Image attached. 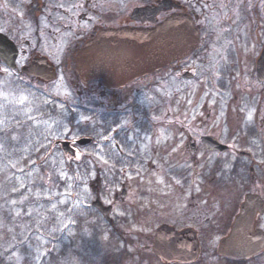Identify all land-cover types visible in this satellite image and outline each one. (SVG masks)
<instances>
[{"label":"rangeland","instance_id":"374dc122","mask_svg":"<svg viewBox=\"0 0 264 264\" xmlns=\"http://www.w3.org/2000/svg\"><path fill=\"white\" fill-rule=\"evenodd\" d=\"M200 1L201 46L132 87L137 93L149 85L148 92L101 99L76 80H21L0 68V262L109 264L120 242L130 253L121 264H163L151 248L156 229L168 225L199 233L201 257L194 264H239L217 250L227 218L245 196L264 198V83L256 77L264 0ZM10 7L0 0V33L25 48L36 31ZM40 33V55L58 64L63 46L49 43L47 27ZM185 73L194 79L184 80ZM119 117L103 134L102 126ZM89 129L97 134L87 151L93 172L71 177L53 145ZM203 137L225 150L207 149ZM237 162L252 169L247 187L219 186L211 177L218 166L230 172Z\"/></svg>","mask_w":264,"mask_h":264},{"label":"flooded vegetation","instance_id":"af4514ba","mask_svg":"<svg viewBox=\"0 0 264 264\" xmlns=\"http://www.w3.org/2000/svg\"><path fill=\"white\" fill-rule=\"evenodd\" d=\"M10 2V9L17 10L25 14L29 25L35 29L36 36L31 37L30 40H25V48H21L19 43L12 39L10 34L1 33L10 42L14 44L17 50V60L15 70H9L1 61L0 68L9 70L13 75H17L19 79L32 78L40 79L28 74L26 69L30 68L34 63L46 61V64L52 68V71L57 78L65 77L67 80H76L81 83L87 92L94 94L101 99L121 97H133L142 92H148L151 86H146L145 89L139 90L135 93L132 88L137 82L148 80L155 74L141 76L135 80H128L127 77H123V81L116 84H108L104 82V79L108 76L106 69H101V72L93 76L90 70H87V74H79L76 69V62L78 54L84 50L88 45L93 43L99 38H105V35H113L121 32L145 34L156 31L159 27L168 23L169 20L178 17L186 16L193 24L194 28L200 35V46L202 44V22L203 16L201 10L204 9L200 0H7ZM46 21L47 26L42 23ZM48 28V40L53 46H63V55L61 61L55 64L49 56L45 57L40 55L39 49L41 46L40 32L41 29ZM37 45L33 46L36 43ZM199 46V47H200ZM28 48V51L26 49ZM186 60V59H185ZM184 61V60H183ZM183 61L175 63L173 66L180 65ZM23 63V65H20ZM20 67V69H19ZM170 68V67H169ZM167 69V68H166ZM40 75H44L43 72L36 70ZM163 71V70H161ZM42 80V79H40ZM117 125L121 119H117ZM116 125V126H117ZM90 138L88 136H82L77 139L68 141H75L81 138ZM94 142L84 148H79L81 151L76 158H65L67 167L66 172L69 176L75 177L81 175L83 177L91 174L88 169L89 158L88 150L93 149ZM190 145V152L192 155L196 153L197 147L192 152ZM196 146V145H195ZM75 148H77L75 146ZM59 149L61 152L60 148ZM215 152H222L220 150H212ZM62 154V153H61ZM63 155V154H62ZM64 157V156H63ZM89 161V160H88ZM252 175V169L250 170ZM213 173L211 172V177ZM247 187V186H246ZM250 194H247L241 205L234 211L232 215L227 218V226L229 227L228 234L224 238L231 236L233 227L237 217L240 216L242 208L246 205L245 199ZM126 196V193H125ZM122 193V198H125ZM258 196L262 201L257 205H252V213L254 214V223L251 231L252 236H258L264 243V198ZM199 238V233H198ZM223 238V239H224ZM254 260H261L260 264H264V248L263 250L247 261L235 262V263H249Z\"/></svg>","mask_w":264,"mask_h":264},{"label":"water","instance_id":"95a60500","mask_svg":"<svg viewBox=\"0 0 264 264\" xmlns=\"http://www.w3.org/2000/svg\"><path fill=\"white\" fill-rule=\"evenodd\" d=\"M105 36L104 39L95 40L78 54L76 69L79 74L87 76V70H90L94 77L101 69H106L108 76L104 82L112 85L122 82L123 77L135 80L170 67L195 53L201 41L193 22L186 16L175 17L156 31L145 34L121 32ZM17 56L14 44L0 34V61L9 69L15 70ZM36 70L44 75L41 76ZM26 71L45 82H52L56 78L52 68L44 60L34 63ZM256 77L260 83H264V46L256 62ZM193 78L190 73L183 75L184 80ZM201 142L210 150H225V147L211 138H202ZM92 143V139L82 138L75 142L61 141L55 146L61 148L65 158H76L80 153L73 146L85 147ZM191 149L194 153L196 146L192 145ZM261 201L258 196L246 197V205L235 221L231 236L219 244V257L245 261L263 250L264 243L260 237L251 235L254 223L251 207L255 205L258 208ZM94 206L105 216L110 212L109 209L104 210L99 203ZM151 253L164 264L196 263L200 258L198 234L192 229L177 231L170 226H161L155 231Z\"/></svg>","mask_w":264,"mask_h":264},{"label":"trees","instance_id":"16d2710c","mask_svg":"<svg viewBox=\"0 0 264 264\" xmlns=\"http://www.w3.org/2000/svg\"><path fill=\"white\" fill-rule=\"evenodd\" d=\"M116 121L118 120L117 119L113 120L111 126L108 125L107 123L104 126H102L101 130L103 134L107 135L109 133L110 127L117 125ZM73 122H74V119H71L70 123L73 124ZM142 130L146 131L145 125L142 127ZM249 132L253 134L251 130ZM82 135L96 138L97 134L96 132H92V130L89 129L87 131H82ZM218 168H219L218 171L213 175V177H215L217 184L219 186L222 185L223 187H225V185L229 183H234V184L237 183L242 186H247L248 181H249V176H250V172H249V168L247 164L237 162L233 165V168L230 172H225L223 169H220V166H218ZM106 181L107 180H105V182ZM88 218L95 219V216L90 215ZM116 239H117L116 233H113L111 231L110 240L114 242ZM116 243H117L116 246H119V248L114 249L108 256L109 264H121L123 261L128 259L130 256V253L126 250L127 244L121 247L120 242H116ZM52 256H54V254ZM0 264H6V263L4 261H1Z\"/></svg>","mask_w":264,"mask_h":264}]
</instances>
